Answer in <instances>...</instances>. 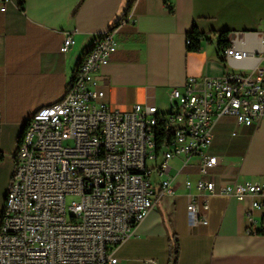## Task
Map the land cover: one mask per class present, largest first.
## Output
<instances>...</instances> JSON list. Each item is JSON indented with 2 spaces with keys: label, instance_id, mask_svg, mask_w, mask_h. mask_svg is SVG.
<instances>
[{
  "label": "built area",
  "instance_id": "1",
  "mask_svg": "<svg viewBox=\"0 0 264 264\" xmlns=\"http://www.w3.org/2000/svg\"><path fill=\"white\" fill-rule=\"evenodd\" d=\"M4 6L0 0V12ZM132 7L123 22L131 20ZM118 28L105 32L108 43L90 48L65 88V102L42 106L27 120L31 129H23L24 146L13 156L14 194L5 196L0 213V264H116V250L156 201L180 187L190 227L207 225L210 197H225L246 204V234L264 230L252 218L264 210V187L216 184L210 171L219 161L207 153L218 118L245 127L264 119V66L188 76L169 91L166 112L139 104L115 111L94 76L116 52ZM73 44L65 36L59 51ZM222 56L241 60L245 53L230 45Z\"/></svg>",
  "mask_w": 264,
  "mask_h": 264
},
{
  "label": "crops",
  "instance_id": "2",
  "mask_svg": "<svg viewBox=\"0 0 264 264\" xmlns=\"http://www.w3.org/2000/svg\"><path fill=\"white\" fill-rule=\"evenodd\" d=\"M22 1L20 9L21 0H4L0 12V213L24 123L63 97L83 51L108 35L132 0ZM124 19L127 15L117 25L116 52L94 76L115 111L139 104L166 112L169 91L188 76L201 80L264 66V0H135L131 20ZM193 27L205 39L198 51L188 52L185 40ZM224 31L229 46L245 53L243 59L223 58L219 33ZM65 36L74 44L61 53ZM212 134L207 153L219 161L210 171L216 184L248 181L264 187V119L245 127L223 116ZM186 172L196 178L194 170ZM208 204L207 225L190 227L184 190L160 197L116 250V264H167L174 234L178 264H264V235L245 233L246 204L225 197H210ZM252 218L260 226L264 210Z\"/></svg>",
  "mask_w": 264,
  "mask_h": 264
},
{
  "label": "trees",
  "instance_id": "3",
  "mask_svg": "<svg viewBox=\"0 0 264 264\" xmlns=\"http://www.w3.org/2000/svg\"><path fill=\"white\" fill-rule=\"evenodd\" d=\"M135 0H132L129 5L127 6L125 13L123 14V16L118 19L117 21H115L114 26H117L121 19L123 17H126L127 13L129 12V10L131 9L133 3ZM23 7V1L21 0L20 4H19V8L22 9ZM228 31H224V32H220L219 33V48L220 50H224L225 48H227L229 46L228 44ZM186 39L189 40V44L186 45V50L188 52H196L199 50V46L201 41H203L205 39V35L200 33L196 28H192L191 31L186 35ZM92 46V45H91ZM91 46H89L88 48H86L82 55L79 57V59L77 60L76 63V67L73 71V75L76 73L77 71V66L83 61V58L88 54V52L90 51ZM72 75V76H73ZM26 123V122H25ZM25 123L23 125V128L25 126ZM23 131V129H22ZM22 131L21 133L18 135L17 139H16V144H15V150L13 152V156L15 155V153L18 150V144L22 135ZM4 155L0 152V163L3 161ZM262 222L264 223V218L262 220ZM258 235H264V230H259ZM178 260H179V242H178V238L177 235H172L169 238V244H168V260H167V264H178Z\"/></svg>",
  "mask_w": 264,
  "mask_h": 264
},
{
  "label": "bare ground",
  "instance_id": "4",
  "mask_svg": "<svg viewBox=\"0 0 264 264\" xmlns=\"http://www.w3.org/2000/svg\"><path fill=\"white\" fill-rule=\"evenodd\" d=\"M106 43H108V35L102 36L96 43H94L91 46V49H98L99 47H102V45H105ZM81 66H83V61L77 66V71L73 75L72 79H75L77 72L81 71ZM65 100H66V93L63 95V97L59 101L47 107L58 106L60 105V103L65 102ZM38 112H40V109L37 110L35 113H33V115L30 118H36V115H38ZM23 129H31V121H27ZM24 143H25V132H22V135H21V138L18 144L17 152H21V149H22V146H24ZM14 172H17V165H15ZM13 194H14V183H10L5 196H13ZM0 228H1V221H0Z\"/></svg>",
  "mask_w": 264,
  "mask_h": 264
},
{
  "label": "rangeland",
  "instance_id": "5",
  "mask_svg": "<svg viewBox=\"0 0 264 264\" xmlns=\"http://www.w3.org/2000/svg\"><path fill=\"white\" fill-rule=\"evenodd\" d=\"M7 144L11 146V139L8 140ZM10 146H9V147H10ZM67 201H68V202L70 201V198H69V197L67 198ZM116 253H117V252H116ZM118 264H124V263H123L122 261H119ZM142 264H148V261L146 260V261H145L144 263H142ZM159 264H162V263L160 262Z\"/></svg>",
  "mask_w": 264,
  "mask_h": 264
}]
</instances>
